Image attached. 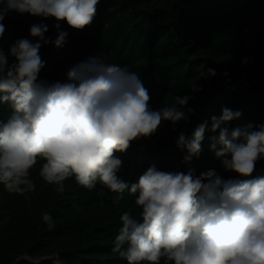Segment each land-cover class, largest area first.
<instances>
[{
    "label": "clouds",
    "instance_id": "9594fccd",
    "mask_svg": "<svg viewBox=\"0 0 264 264\" xmlns=\"http://www.w3.org/2000/svg\"><path fill=\"white\" fill-rule=\"evenodd\" d=\"M99 2L3 0L0 40L3 21L13 11L53 18L58 34L53 41L45 37L46 24H33L29 33L38 38L35 43L18 39L7 53L0 45V104L12 110L0 123V184L10 194L34 191L30 169L43 160L39 175L59 193L73 176L86 189L99 182L120 194L114 205L127 190L142 210L137 216L130 211L120 216L122 227L112 251L128 264H160L162 258L165 264H264V175L253 176L257 162L264 160V123L229 131L227 124L242 113L224 107L219 117H211L210 129L205 121L191 136L179 133L176 147L186 150L183 162L191 165L200 158L206 129L219 130L218 137H211L210 150L236 178L225 179L213 169L196 176L191 166L185 173L152 165L129 185L118 176L122 160L115 153L150 138L165 121L175 131L177 122L194 113L185 107L194 97L176 96L172 106L154 110L136 72L94 55L70 66L64 82L39 79L45 67L41 47L51 43L62 49L69 33L61 30V22L83 30L92 24ZM207 74L216 72L209 68ZM191 88L199 90L195 84ZM42 220L49 230L54 227L50 214L44 213Z\"/></svg>",
    "mask_w": 264,
    "mask_h": 264
},
{
    "label": "trees",
    "instance_id": "16d2710c",
    "mask_svg": "<svg viewBox=\"0 0 264 264\" xmlns=\"http://www.w3.org/2000/svg\"><path fill=\"white\" fill-rule=\"evenodd\" d=\"M39 23L48 26L45 37L54 41L58 33L53 18L10 12L0 40L5 53L18 39L35 43L38 38L31 37L29 29ZM61 30L69 33L62 49L51 43L40 49L45 67L39 79L64 82L70 66L94 55L136 72L154 110L172 106L176 96L194 97L185 106L194 113L177 122L175 131L165 121L150 138L133 141L126 152L115 153L122 160L118 172L122 180L136 183L152 165L185 173L191 166L196 176L213 169L225 179L236 178L210 150L211 137H218L219 130L206 129L200 158L191 165L183 162L186 150L178 149L175 141L180 132L191 136L205 121L210 129L211 117H219L224 107L242 113L227 124L229 131L264 123V0H100L90 26L77 31L61 22ZM209 68L215 76L207 74ZM194 84L199 90L191 88ZM11 112L7 104H0V123ZM43 163L38 160L30 169L32 192L10 194L0 184V264H128L112 248L123 212L137 216L142 210L135 195L126 190L114 205L120 194L99 182L86 189L74 176L63 182L65 191L59 193L55 184L40 177ZM262 175L264 160L257 162L253 173ZM44 213L53 218L51 230L42 220ZM160 264H165L164 258Z\"/></svg>",
    "mask_w": 264,
    "mask_h": 264
},
{
    "label": "water",
    "instance_id": "95a60500",
    "mask_svg": "<svg viewBox=\"0 0 264 264\" xmlns=\"http://www.w3.org/2000/svg\"><path fill=\"white\" fill-rule=\"evenodd\" d=\"M54 259H55V258H50L49 261L54 262Z\"/></svg>",
    "mask_w": 264,
    "mask_h": 264
},
{
    "label": "rangeland",
    "instance_id": "374dc122",
    "mask_svg": "<svg viewBox=\"0 0 264 264\" xmlns=\"http://www.w3.org/2000/svg\"><path fill=\"white\" fill-rule=\"evenodd\" d=\"M54 262H56V259H54Z\"/></svg>",
    "mask_w": 264,
    "mask_h": 264
}]
</instances>
